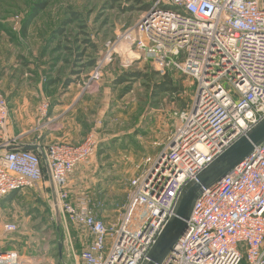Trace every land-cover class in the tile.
<instances>
[{
    "label": "built area",
    "instance_id": "obj_1",
    "mask_svg": "<svg viewBox=\"0 0 264 264\" xmlns=\"http://www.w3.org/2000/svg\"><path fill=\"white\" fill-rule=\"evenodd\" d=\"M125 37L113 45L123 68L144 56L161 76L192 79L196 91L191 107L176 114L179 121L167 146L147 158L145 173L131 182L130 203L117 228L107 227L88 198H74L69 189L74 171L89 165L100 148L97 132L77 145L41 147L45 158L34 151H0V201L35 188L46 168L60 215L90 237L80 264H146L183 192L264 122V0H153ZM111 58L112 53L96 63L86 90H96ZM49 109L44 102L43 118ZM9 119L10 106L1 96L0 146L13 144ZM4 231L14 233L17 226L5 225ZM244 257L248 264H264V142L200 192L186 232L161 264H241ZM0 264L24 261L17 252L5 251Z\"/></svg>",
    "mask_w": 264,
    "mask_h": 264
},
{
    "label": "rangeland",
    "instance_id": "obj_2",
    "mask_svg": "<svg viewBox=\"0 0 264 264\" xmlns=\"http://www.w3.org/2000/svg\"><path fill=\"white\" fill-rule=\"evenodd\" d=\"M152 2L153 0H50L49 7L30 24L28 33L23 39L27 46L32 43L44 46L49 64L47 78L50 83H54L51 86L56 85L52 91L59 93L60 90L63 91L65 83L70 82L73 88L78 89L77 92L82 91L92 99L91 109L88 116H83V121H90L91 125L101 122L104 123V127L112 125L118 130L128 129L129 134L139 136L138 141L146 142L145 146L141 142L127 145L128 153L125 154L128 155L129 160L124 162L126 164L123 167L124 171L120 166L115 171L112 164L106 160L102 168L93 170L85 185L86 197L95 213L99 211L104 215L102 219L106 225L115 228L122 222L130 203L131 182L140 175L137 170L147 169L144 159L149 156L154 157L164 150L177 127L179 118L176 114L186 111L195 98L196 85L192 79L175 73H171L170 78H164L166 75L161 76L156 72L152 61L145 59L144 56L132 67L123 68L121 59L113 53L115 42L126 38L125 32L134 29L146 13L141 8ZM33 4V0H0V39H2L0 44L4 47L6 42V47L9 42L15 44L17 41L18 55L27 52V48L20 46L19 39ZM124 9L132 10L125 12ZM72 13L77 14L79 19L63 28L62 22L69 19ZM118 49L119 47L117 48L119 52ZM7 52L9 51H5ZM111 53L112 58L105 64L103 77L98 86L96 85V90L94 92L90 88L86 90L96 63ZM10 58L13 60L16 56ZM20 59L25 61L27 58L19 56V61ZM91 60H96V63L92 67H87ZM126 72L140 73L141 77L117 85L116 78ZM167 78L168 81L180 85L178 94L157 92L160 89L158 86L165 84ZM60 93L63 95L62 92ZM153 135L159 137L158 145L154 146L151 143L150 136ZM119 158V155H114L110 161L118 164ZM125 170H129V173L127 174ZM90 191L98 193V197L92 198ZM182 196L183 194L180 200ZM18 214V220L25 224L40 220L32 218L31 212L29 214L27 211H21ZM60 217L62 219L61 215ZM7 218L17 219L14 216ZM51 222L53 223V220ZM59 222H63L64 227L74 229L75 225L69 221L62 219ZM52 227L49 228L51 231H48V236H52L51 239L56 238L52 233ZM12 236L14 237V234ZM60 241L63 244V239ZM54 243L56 242L49 244L51 252L39 253L40 264H60ZM42 246L43 243L40 244V248ZM24 247L25 244L18 245L17 248L23 252ZM15 252L21 258L24 256L17 250ZM70 252L72 258L73 252Z\"/></svg>",
    "mask_w": 264,
    "mask_h": 264
},
{
    "label": "crops",
    "instance_id": "obj_3",
    "mask_svg": "<svg viewBox=\"0 0 264 264\" xmlns=\"http://www.w3.org/2000/svg\"><path fill=\"white\" fill-rule=\"evenodd\" d=\"M1 41L2 39H0ZM5 45L2 47L0 44V97H6L10 106L7 135L12 141V145H39L42 148L54 143L77 145L84 140L88 132H97L100 141L97 154L89 165L78 167L69 179V189L74 198L87 196L85 185L90 174L93 173V170L102 168L106 160L109 164H112L115 171L118 166L124 171L123 167L126 165L124 162L129 160L128 155L125 154V152L128 153L126 149L129 146L127 145L141 142L145 146L146 142L138 141L139 136L129 134L128 129L118 130L114 129L112 125L104 127V123L101 122L91 125L90 121H83V116H88L91 109L92 99L83 94L82 91L77 92L78 89L73 88V84L64 88L63 91L60 90L63 95L60 92L55 93L52 91L56 85L50 86L46 83L48 81L49 64L44 46L37 43H32L30 46L26 45L27 54L21 53L18 55L16 44L9 42L7 48ZM7 50L9 52L5 53ZM14 56H16V59L12 60L10 57L14 58ZM19 56L27 59L25 61L20 59L19 61ZM44 102L50 103L46 118H43L40 114ZM150 138L154 146L159 144L160 139L158 136L153 135ZM160 153L152 158L157 157ZM114 155L120 156L117 159L118 164L110 161ZM149 157H146L144 161ZM141 163L143 164L142 161ZM45 171L44 180L35 188L20 191L0 201V252L17 250L21 255H24L22 257L24 264H40L38 262L40 261L39 253L41 251L51 252L49 244L56 242L53 246L56 245L57 247L56 255L59 257L60 264H80V256L89 244L90 237L85 231L76 226L73 227L74 229H69V227H64L63 222H59L63 218L61 219L60 212L56 207L57 191L46 168ZM145 171L146 169L143 171L142 169L137 170L140 174L139 177H142ZM125 172L128 174L129 170H125ZM89 194L92 198L98 197V193L96 194L94 191H90ZM21 211H27L29 214L31 212L32 218L40 220L25 224L18 220V213ZM96 215L104 219V215L100 214L99 211ZM11 216L17 219L7 218ZM8 224L16 225L17 231L5 233L4 227ZM51 226H53L52 233L56 237L52 239V236H48ZM107 227H110V225H107ZM62 239L61 257L59 244ZM42 243L43 246L40 248ZM23 244H25V247L22 250L25 254L17 248L18 245L22 246ZM68 250L73 252L72 258H70L71 252L69 253Z\"/></svg>",
    "mask_w": 264,
    "mask_h": 264
},
{
    "label": "water",
    "instance_id": "obj_4",
    "mask_svg": "<svg viewBox=\"0 0 264 264\" xmlns=\"http://www.w3.org/2000/svg\"><path fill=\"white\" fill-rule=\"evenodd\" d=\"M198 98V97H197ZM197 102V99H196ZM264 142V122L253 129L247 136L239 139L234 145L227 149L210 165H208L198 176L188 190H185L177 205L175 215L168 222L156 243L149 252V261L146 264H161L169 254L175 250L177 241L187 230L188 220L194 201L203 189H208L217 184L235 166L241 163L254 148ZM173 145V142H171ZM31 151L39 152L45 158L42 148L39 145L13 146L8 144L0 146V151ZM63 244H59V252L62 257Z\"/></svg>",
    "mask_w": 264,
    "mask_h": 264
},
{
    "label": "trees",
    "instance_id": "obj_5",
    "mask_svg": "<svg viewBox=\"0 0 264 264\" xmlns=\"http://www.w3.org/2000/svg\"><path fill=\"white\" fill-rule=\"evenodd\" d=\"M33 1H34V4H33V8H32L31 14L27 18L26 22L24 23V25H23V27L21 29V37L19 39L20 43H21L20 46H24V47H26V43H25V41L23 39H24V37H26V35L28 33V29L30 27V24L40 15V13L44 12L50 5V0H33ZM151 6H152V3H150L148 5H145L144 7L141 8V10L143 12H148L150 10ZM131 10L132 9H124L123 11L128 12V11H131ZM78 19H79L78 15L75 14V13H72V15H71V17L69 19H65L62 22L63 28H65L66 26L72 24L73 22H75ZM63 33H64V31H63ZM15 44L18 45L17 41L15 42ZM95 63H96V60H91V61H89L87 67H92V66H94ZM171 76L172 75H170V74L168 75L167 74L164 78H166V77L170 78ZM182 76H184V75H182ZM140 77H141L140 73H128V72H126V73H123L121 76L119 75V77L116 78L115 83L117 85H122V84H125L126 82L132 81V80L140 78ZM165 81H166L165 82L166 85L163 84L161 86H158V87H160V89H159V91L157 90V92H161V93L162 92H164V93L165 92H171V93H174V94H178L180 92V89H181L180 85L168 81V78ZM46 83L48 85H50V86H51V84H54V83H50L49 79H48V81ZM70 84H71L70 82L65 83V87L64 88H67ZM192 104H193V102H192ZM191 105H190V107H191ZM45 173H46V171H45V168H44V174ZM13 194H15V193H13ZM13 194H11V195H13ZM57 258L59 259L58 255H57ZM241 264H248V261L246 260V257L243 258Z\"/></svg>",
    "mask_w": 264,
    "mask_h": 264
},
{
    "label": "bare ground",
    "instance_id": "obj_6",
    "mask_svg": "<svg viewBox=\"0 0 264 264\" xmlns=\"http://www.w3.org/2000/svg\"><path fill=\"white\" fill-rule=\"evenodd\" d=\"M189 188V187H188ZM188 188L186 190H188Z\"/></svg>",
    "mask_w": 264,
    "mask_h": 264
}]
</instances>
